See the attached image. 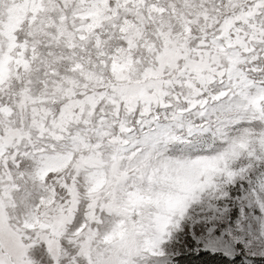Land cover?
Here are the masks:
<instances>
[{"label": "snow or ice", "instance_id": "6c2138e0", "mask_svg": "<svg viewBox=\"0 0 264 264\" xmlns=\"http://www.w3.org/2000/svg\"><path fill=\"white\" fill-rule=\"evenodd\" d=\"M0 264H264V0H0Z\"/></svg>", "mask_w": 264, "mask_h": 264}, {"label": "trees", "instance_id": "16d2710c", "mask_svg": "<svg viewBox=\"0 0 264 264\" xmlns=\"http://www.w3.org/2000/svg\"><path fill=\"white\" fill-rule=\"evenodd\" d=\"M201 259L204 260V259H207V258L202 257Z\"/></svg>", "mask_w": 264, "mask_h": 264}]
</instances>
